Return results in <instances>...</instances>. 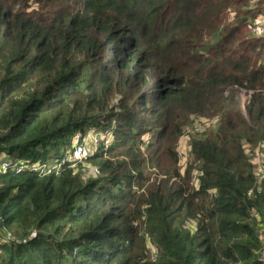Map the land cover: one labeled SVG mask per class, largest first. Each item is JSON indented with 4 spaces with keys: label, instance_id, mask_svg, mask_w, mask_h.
<instances>
[{
    "label": "trees",
    "instance_id": "trees-1",
    "mask_svg": "<svg viewBox=\"0 0 264 264\" xmlns=\"http://www.w3.org/2000/svg\"><path fill=\"white\" fill-rule=\"evenodd\" d=\"M263 13L264 0H0V264H264V177L247 154L264 144V38L250 31ZM234 86L253 90L247 115L231 104L217 128H192ZM92 127L114 141L77 169L15 168Z\"/></svg>",
    "mask_w": 264,
    "mask_h": 264
},
{
    "label": "built area",
    "instance_id": "built-area-1",
    "mask_svg": "<svg viewBox=\"0 0 264 264\" xmlns=\"http://www.w3.org/2000/svg\"><path fill=\"white\" fill-rule=\"evenodd\" d=\"M251 31L253 34L258 35L261 38H264V22L260 20H255L250 24ZM252 93V91H251ZM253 94V93H252ZM114 139L111 134L105 132L103 130H98L95 127L90 128L86 133L79 131L75 134L72 140L71 148L64 155L56 159L54 161H49L47 163L43 162L42 160L35 161L34 163H27L26 161H20L16 163L15 168L18 170H23L26 167H29L32 171L38 172L39 174H51L53 172L58 173L60 172L64 166L68 165L73 169H77L79 163H85V161L96 153L99 148L103 147L104 149H108ZM248 152L251 150L248 149ZM256 157H259L258 154L253 157V160H257ZM255 162V161H254ZM254 164V163H253ZM254 172L258 176V181L260 182L263 178V170L261 167L255 165ZM12 164L7 160H0V172H6ZM97 167H95V173H98ZM95 175V176H96ZM252 191H250V194ZM254 218L260 221V214L259 212H253ZM36 232V231H34ZM12 237L10 233L5 236L4 240H1L0 243H6ZM260 241L262 245L261 254L264 258V228L261 229L260 232Z\"/></svg>",
    "mask_w": 264,
    "mask_h": 264
},
{
    "label": "rangeland",
    "instance_id": "rangeland-1",
    "mask_svg": "<svg viewBox=\"0 0 264 264\" xmlns=\"http://www.w3.org/2000/svg\"><path fill=\"white\" fill-rule=\"evenodd\" d=\"M260 19L264 21V13L260 16ZM257 20H259V18ZM212 40L214 41L215 38H212ZM224 90H225L223 92V107L224 108L221 110V112H215V113H213L212 116L205 117L207 119L202 118L201 120L197 121L194 124V126H192L193 124H191V125H188L187 127L192 126V128H195V129L198 128L199 130H202L207 125L212 123L211 125H213V128H217L218 119L220 120V118L223 115V112L227 111L225 109V107L229 106L231 104L234 105V108H233L234 111H238L241 115L246 116L247 115V104L249 103V100L251 98L253 90H250L245 86H234L232 89H224ZM251 91H252V93H251ZM202 123L204 124V126L200 125ZM188 130H190V128ZM179 148H180V151L183 153V155H185V153L189 149V133L184 136V138L182 139V141L180 143ZM248 149L251 150V152H248ZM61 151H62V148L51 152L50 153V157H51L50 161L56 160L57 157L55 155ZM247 154L249 155V157H251L250 161H252L255 165L262 168L263 175H264V144L258 145L254 148H252V146L249 147V145H248ZM257 154L259 157H256L257 160H253V157ZM183 163H184V157L181 159V164H183ZM95 167H97V166H94L93 164H89V165L85 164V167H84L85 175L86 176H95L96 175Z\"/></svg>",
    "mask_w": 264,
    "mask_h": 264
},
{
    "label": "clouds",
    "instance_id": "clouds-1",
    "mask_svg": "<svg viewBox=\"0 0 264 264\" xmlns=\"http://www.w3.org/2000/svg\"><path fill=\"white\" fill-rule=\"evenodd\" d=\"M261 15H262V14H261ZM261 15H260V16H261ZM255 20H257V19H252L251 22H253V21H255ZM259 20H260V21H263V20L260 19V17H259ZM251 22H250V24H251ZM263 22H264V21H263ZM250 31H251V27H250ZM228 89H232V87H231V88H228Z\"/></svg>",
    "mask_w": 264,
    "mask_h": 264
}]
</instances>
